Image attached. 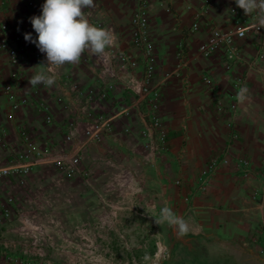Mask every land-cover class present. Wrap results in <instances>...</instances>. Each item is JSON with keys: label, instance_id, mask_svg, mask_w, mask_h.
<instances>
[{"label": "crops", "instance_id": "obj_1", "mask_svg": "<svg viewBox=\"0 0 264 264\" xmlns=\"http://www.w3.org/2000/svg\"><path fill=\"white\" fill-rule=\"evenodd\" d=\"M34 1L33 6H28L26 0H0V20L8 27L3 31L7 38L31 33L36 39L29 18L41 14L45 0ZM140 1L146 6L148 36L156 54L154 79H164L159 108L163 140L150 149L143 148L138 132L143 127L140 116L136 111L121 116L117 111L123 101L133 99V90L140 83L142 63L130 41V16L139 0H94V6L84 10L114 32L115 45L104 57L86 51L78 64H66L58 70L57 81L69 78L84 87L91 85L93 90L106 82L111 84L106 98L92 103L95 109L108 113L109 125L98 141L83 146L86 173L72 178H125L136 181L142 190L153 182L157 216L162 207L168 206L187 220L191 229L178 238L172 227L163 225L170 254L162 264H211L208 249L219 251L221 256L230 254L225 247L242 245L251 237L246 233L255 230L252 225L264 221V27L259 32L249 28L245 36L233 37L231 46L220 44L204 55L200 45L212 26L229 29L257 14L247 16L240 8L231 11L235 0ZM167 8L172 11L167 13ZM195 8L203 12L197 27L191 29ZM17 45L14 60L0 48V123L7 141L20 148L25 141L18 136L17 125H22L32 138L37 134L58 137L69 108L82 115L80 103L84 100L57 101L54 97L61 90L56 84L32 87L29 79L39 70L36 66L47 64L46 54L39 53L36 45L25 39ZM229 47L231 57L226 54ZM116 51L129 53L135 65L117 68ZM204 74L210 77V84L202 81ZM237 76L242 77L240 87L246 85L249 89V99L244 104L236 101L238 86L235 89L231 84ZM13 81L18 94L25 96L28 103L12 111L2 85ZM63 95L69 97L67 92ZM35 100L46 104L51 124L42 121L34 107ZM83 125L85 122L79 121L78 128ZM232 130L235 138L230 137ZM1 148L4 151L0 143ZM223 154H229L228 163L205 170L211 156ZM4 158L0 155V161ZM241 158L246 164L240 163ZM32 167L33 164L22 186H12L17 205L25 196ZM2 251L0 246V264H4Z\"/></svg>", "mask_w": 264, "mask_h": 264}, {"label": "rangeland", "instance_id": "obj_2", "mask_svg": "<svg viewBox=\"0 0 264 264\" xmlns=\"http://www.w3.org/2000/svg\"><path fill=\"white\" fill-rule=\"evenodd\" d=\"M251 22L258 24V17ZM154 190L153 182L142 190L125 178H62L39 158L6 231L4 264H143L145 253L162 264L169 237L152 217ZM254 226L242 245L224 248L230 254L208 249L211 264H264V221Z\"/></svg>", "mask_w": 264, "mask_h": 264}, {"label": "built area", "instance_id": "obj_3", "mask_svg": "<svg viewBox=\"0 0 264 264\" xmlns=\"http://www.w3.org/2000/svg\"><path fill=\"white\" fill-rule=\"evenodd\" d=\"M26 3L28 6H33L35 1L26 0ZM237 8L235 4V9L232 7L231 11H236ZM84 11L92 24L104 27L98 20L90 18L87 10ZM202 12V8L193 9L194 18L190 23L191 29L197 27ZM257 25V23L250 20L248 23L243 21L236 23L229 29L212 26L207 39L200 45V51L202 54L208 55L220 44L231 46L233 37H243L246 35L248 28L256 30ZM130 27V41L138 50L142 63L140 83L138 88L133 90V99L130 102L123 101V104L118 106L117 111L121 116H128L132 111H136L143 123V127L138 131L142 138L141 145L143 148L150 149L155 144L159 145L163 140L159 108L161 86L164 79H154L157 61L153 42L148 36V17L143 1L139 0L131 14ZM7 28V25L0 20V48L6 50L14 60L18 55L17 42H21L24 36L16 33L13 38H7L3 34V31ZM231 51L232 48L229 47L228 52H226L227 57H231ZM114 59L116 67L119 69H127L135 65L133 57L125 51H116ZM202 81L205 84H210L211 79L204 74ZM241 83V76L233 78L231 82L234 88L240 87ZM55 84L61 90L54 97L57 101L78 100L81 102L84 100L83 103H80L82 115H76V111L69 108V116L65 125L61 128L59 139L43 137L38 134L35 138H32L22 125H17L16 132L25 141V146L22 145L17 148L7 141L5 130L0 123V143L6 149L4 160L0 161V246L2 248H5L8 244L4 231L8 229L11 218L19 213V205H17V199L12 190L13 184L22 186L25 183L30 166L39 158L47 159L62 178L84 175L86 170L82 162V148L88 142L98 141L109 125L108 113L103 109H95L92 103L104 100L111 84L107 82L101 86L98 84L99 88L97 87L98 89L95 88V90L91 85L84 87L79 82L69 78L60 79V82L56 81ZM238 87L235 89L239 90ZM2 89L10 110H16L28 103L25 96L18 94L16 81L3 84ZM63 92H67L69 97L65 98ZM34 107L38 110V114L44 123L51 124L53 122L52 115L42 100H35ZM79 121L85 122V125L81 128H78ZM227 125H230V123H227ZM230 137H236L235 130H232ZM36 141H38L37 144H35ZM229 161V154L211 156L205 170L211 171L220 164ZM240 163L246 164L242 158ZM8 257L11 256L8 255Z\"/></svg>", "mask_w": 264, "mask_h": 264}, {"label": "clouds", "instance_id": "obj_4", "mask_svg": "<svg viewBox=\"0 0 264 264\" xmlns=\"http://www.w3.org/2000/svg\"><path fill=\"white\" fill-rule=\"evenodd\" d=\"M235 4L247 16L257 14V32L264 27V0H235ZM93 6L94 0H45L41 14L29 18L37 37L33 39L31 33H26L24 39L35 44L41 53H45L47 60L46 65L41 63L35 67L39 70L29 79L32 87L55 85L58 70L66 64H78L86 51L99 58L106 56L107 50L114 47L117 40L114 32L92 24L85 14L84 9ZM248 99V87H240L236 101L244 104ZM153 213L155 223L172 227L178 238L184 237L191 230L188 221L176 215L168 206L160 209L158 218L155 210ZM142 260L143 264H158L148 253H145Z\"/></svg>", "mask_w": 264, "mask_h": 264}]
</instances>
